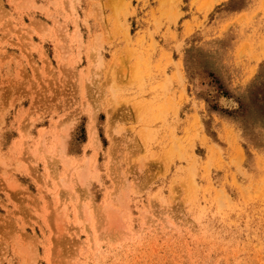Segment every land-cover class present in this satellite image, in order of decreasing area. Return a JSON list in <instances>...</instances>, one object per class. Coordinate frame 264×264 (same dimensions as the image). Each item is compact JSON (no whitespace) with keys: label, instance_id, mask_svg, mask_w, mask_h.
I'll return each instance as SVG.
<instances>
[{"label":"rangeland","instance_id":"rangeland-1","mask_svg":"<svg viewBox=\"0 0 264 264\" xmlns=\"http://www.w3.org/2000/svg\"><path fill=\"white\" fill-rule=\"evenodd\" d=\"M0 264H264V0H0Z\"/></svg>","mask_w":264,"mask_h":264},{"label":"bare ground","instance_id":"bare-ground-1","mask_svg":"<svg viewBox=\"0 0 264 264\" xmlns=\"http://www.w3.org/2000/svg\"><path fill=\"white\" fill-rule=\"evenodd\" d=\"M93 139V138H92ZM68 184V183H67Z\"/></svg>","mask_w":264,"mask_h":264}]
</instances>
